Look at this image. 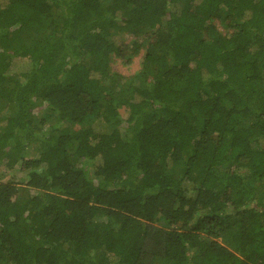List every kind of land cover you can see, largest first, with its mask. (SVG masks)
Segmentation results:
<instances>
[{"label":"trees","instance_id":"16d2710c","mask_svg":"<svg viewBox=\"0 0 264 264\" xmlns=\"http://www.w3.org/2000/svg\"><path fill=\"white\" fill-rule=\"evenodd\" d=\"M0 264H264V0H0Z\"/></svg>","mask_w":264,"mask_h":264},{"label":"rangeland","instance_id":"374dc122","mask_svg":"<svg viewBox=\"0 0 264 264\" xmlns=\"http://www.w3.org/2000/svg\"><path fill=\"white\" fill-rule=\"evenodd\" d=\"M128 41V40H126ZM113 69L116 72H119L120 74H122L123 76H127V77H134L135 78V74L140 70V59L136 58L134 59L133 63L130 65H126L121 59H114V63H113ZM134 84L137 85L139 84L138 80H134ZM129 115V111L127 108H122L120 110V116L123 119H126ZM27 155V154H26ZM95 168H90V171L93 172Z\"/></svg>","mask_w":264,"mask_h":264}]
</instances>
